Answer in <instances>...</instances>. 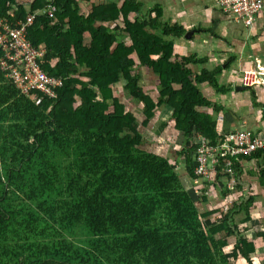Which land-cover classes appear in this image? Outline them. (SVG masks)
I'll list each match as a JSON object with an SVG mask.
<instances>
[{"label":"trees","instance_id":"16d2710c","mask_svg":"<svg viewBox=\"0 0 264 264\" xmlns=\"http://www.w3.org/2000/svg\"><path fill=\"white\" fill-rule=\"evenodd\" d=\"M53 1L55 18L38 15L28 39L46 48L41 67L63 78L57 96L27 95L0 64V264H253L258 247L245 232L254 190L264 189V151L234 162L233 188L223 160L216 182L195 189L182 177L198 181L199 135L221 137L199 86L219 82L189 66L201 59L175 52L184 29L159 19V9L143 14L133 0H103L88 11L80 0ZM49 3L0 0V16L17 22ZM144 70L158 81L156 99ZM160 108L162 132L172 120L184 142L175 151L184 174L146 135ZM244 175L257 184L245 190ZM210 187L232 201L201 207ZM258 222L254 238L264 242V217Z\"/></svg>","mask_w":264,"mask_h":264},{"label":"crops","instance_id":"0c3cea01","mask_svg":"<svg viewBox=\"0 0 264 264\" xmlns=\"http://www.w3.org/2000/svg\"><path fill=\"white\" fill-rule=\"evenodd\" d=\"M102 1L80 0L79 4L82 10L88 11L93 4ZM114 1L121 5L125 0ZM133 1L141 4L143 14L151 13L154 17L159 9V19L184 29V35L175 39V52L182 56L193 54L201 59L189 66L195 72L206 69L219 82L220 89L208 81L199 86L211 101L205 111L216 119L220 132L263 128L264 5L248 26L238 21L233 13L224 12L220 0ZM134 15L135 11L131 17ZM257 244L263 249L258 264H264V243ZM253 264H256L255 258Z\"/></svg>","mask_w":264,"mask_h":264},{"label":"built area","instance_id":"2783aa9c","mask_svg":"<svg viewBox=\"0 0 264 264\" xmlns=\"http://www.w3.org/2000/svg\"><path fill=\"white\" fill-rule=\"evenodd\" d=\"M220 5L224 12L233 13L238 21L249 26L253 23L256 13L263 7L264 0H220ZM57 11L58 7L50 0L45 10L29 11L24 20L11 22L0 16V49L3 51L0 64L27 95L33 90H38L55 98L57 90L63 85V78L51 76L41 67L39 60L45 55L46 48L35 47L28 39L29 27L38 15L45 12L53 19ZM200 140L195 154V172L198 177H216V169L223 160L224 169L221 173L229 176L226 181L228 186L233 188L238 182L233 168L234 162H242L245 156L264 151V126L260 130L240 128L221 132V137L216 143H210L206 137H201Z\"/></svg>","mask_w":264,"mask_h":264},{"label":"rangeland","instance_id":"374dc122","mask_svg":"<svg viewBox=\"0 0 264 264\" xmlns=\"http://www.w3.org/2000/svg\"><path fill=\"white\" fill-rule=\"evenodd\" d=\"M144 78L145 80H143V85L147 86V90H149L152 93V96L154 97V99L157 98L158 95V89H157V85H158V81L156 80L154 74L152 72H149L147 70H144ZM117 95H125L123 94L120 90L116 92ZM124 101H128L131 102V104L133 105V107H135V105L133 104V100L129 99V97L125 96ZM162 108H160V110H158L156 112L155 117L151 120L150 122V129H148V131L150 132H146L147 137L150 140H153V143H156V141L158 142V147H157V151L159 150H168V152H166L168 154V156L172 159L174 158H178L179 160V167H178V171L182 174H184L185 168H184V159L181 155L177 154L175 151L177 149H182L183 147V140L180 137V134L178 132H176V130L173 128L172 123L173 121L170 120L168 122V125L166 126L165 130L162 132L163 127H160V124L164 121L165 119V114L162 113ZM168 119V118H167ZM166 119V120H167ZM156 129H158V132H162L160 135H158L155 131ZM204 137L199 135V142H201L200 138ZM169 151H173L175 152V155ZM245 176V175H244ZM242 176V179H240V183L243 185L245 190H248V188H251L254 184H257V177L256 176H249L247 175V177ZM183 180L185 182V184L187 186H193L196 189L197 187H202L203 183L202 181L204 180L203 178H198V181L196 182V184H193L186 175H183ZM216 180V177L212 176L209 178V182L212 183L213 181ZM216 182V181H215ZM214 182V183H215ZM217 190V191H216ZM218 188L217 189H213V187H210L207 191V199L209 202L205 204H202L201 207H204L205 209H211V207L213 209H216L218 207H222L224 205V203H226L227 201H232V196H227L224 199H221L219 194H214L213 191L218 192ZM258 195H257V201H256V208L254 207L253 212H252V220L250 221V226L248 227L249 231L245 232V234L248 237H255V232L258 230L259 228V222L257 223V221L260 220L261 217H264V189H262V187H257V189L254 190ZM236 196V195H233ZM200 202V201H199ZM240 227H243V224H239ZM261 226V225H260ZM257 239V238H256ZM230 241H233V238H230ZM260 241L262 243L263 240L262 238H258L257 239V243H260ZM264 245V244H262ZM258 247L257 249V253L254 254V258L256 261V264L259 263V259H260V254L263 253V249L257 244L256 245ZM227 249H230V246L227 247ZM260 249V250H259Z\"/></svg>","mask_w":264,"mask_h":264}]
</instances>
